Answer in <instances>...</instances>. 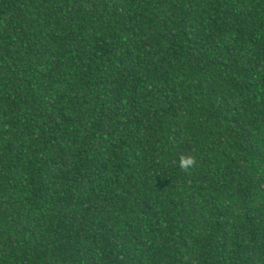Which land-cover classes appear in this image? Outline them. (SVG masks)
Segmentation results:
<instances>
[{
	"label": "trees",
	"instance_id": "1",
	"mask_svg": "<svg viewBox=\"0 0 264 264\" xmlns=\"http://www.w3.org/2000/svg\"><path fill=\"white\" fill-rule=\"evenodd\" d=\"M0 264H264V0H0Z\"/></svg>",
	"mask_w": 264,
	"mask_h": 264
},
{
	"label": "clouds",
	"instance_id": "2",
	"mask_svg": "<svg viewBox=\"0 0 264 264\" xmlns=\"http://www.w3.org/2000/svg\"><path fill=\"white\" fill-rule=\"evenodd\" d=\"M196 161L192 156H181L179 161V166L184 169L188 170L189 168L195 165Z\"/></svg>",
	"mask_w": 264,
	"mask_h": 264
}]
</instances>
